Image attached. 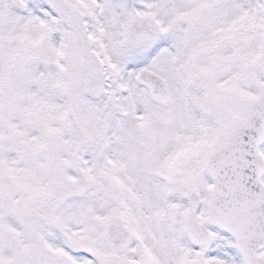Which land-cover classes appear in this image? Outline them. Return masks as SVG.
Instances as JSON below:
<instances>
[{
	"label": "snow or ice",
	"instance_id": "6c2138e0",
	"mask_svg": "<svg viewBox=\"0 0 264 264\" xmlns=\"http://www.w3.org/2000/svg\"><path fill=\"white\" fill-rule=\"evenodd\" d=\"M0 264H264V0H0Z\"/></svg>",
	"mask_w": 264,
	"mask_h": 264
}]
</instances>
